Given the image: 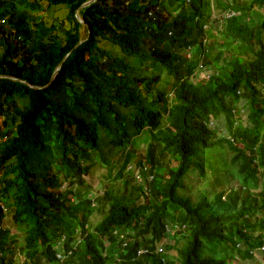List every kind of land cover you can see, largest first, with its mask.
I'll list each match as a JSON object with an SVG mask.
<instances>
[{"label": "trees", "instance_id": "1", "mask_svg": "<svg viewBox=\"0 0 264 264\" xmlns=\"http://www.w3.org/2000/svg\"><path fill=\"white\" fill-rule=\"evenodd\" d=\"M87 1L0 0V76L18 79L0 78V232L11 217L23 258L0 242V264H175L173 248L155 254L172 217L181 264L254 259L264 0H98L82 24ZM56 7L66 16L47 22ZM143 133L147 147L130 148ZM103 164L121 183L114 196L106 179L97 195L86 180ZM189 176L208 184L206 202L178 192Z\"/></svg>", "mask_w": 264, "mask_h": 264}, {"label": "rangeland", "instance_id": "2", "mask_svg": "<svg viewBox=\"0 0 264 264\" xmlns=\"http://www.w3.org/2000/svg\"><path fill=\"white\" fill-rule=\"evenodd\" d=\"M260 11L262 12V14H264V8L260 9ZM185 13L186 12H183V14H185ZM66 14H67L66 8L56 7V8H52V9L44 12L43 17L47 22L52 23L53 21H56L58 19H63L66 16ZM213 14H214L213 15L214 18H217V19L220 18L221 19L220 22L223 23L222 12L220 9L215 8V11L213 12ZM216 38L219 39V41H218L219 44H221L223 42V40L221 39V36H217ZM221 47L225 51L224 55L226 57H228L229 55H228L227 51H228V49H230L231 43L230 42H224V45ZM166 90H169L168 86L166 87ZM243 104H244L243 101L240 102V109H241L240 111L247 113L246 108L243 106ZM244 118H247V117H244ZM244 121H247V120H244ZM214 123H215V125L216 124L220 125V127H218V129H221L222 131L225 129V126H224L225 120L224 119H220L218 121H215ZM147 141H148V136L146 133H143L140 136L136 137V139H134L130 148H135V149H138L140 151L142 148L147 147V144H148ZM104 148H106V147H104ZM132 158H135V155H132ZM129 169L131 170L132 168L130 167ZM108 171H109V169L104 164L103 165H96L93 169L92 174H91V176H92L91 179L88 177L86 178V180L89 181L88 183H90V185L93 187L94 195H97L99 193H103V190H102V187L100 186V183L104 184V183H106V181H108V179H107ZM133 171H136V170L133 169ZM114 173H115V171H114ZM137 175H139V174L137 173ZM104 179H106V181H104ZM149 179H151V178H149ZM137 180H139V181H137L138 183L141 180V185L143 187L146 186L144 184V183H146V181H144V179L139 178ZM100 181H102V182H100ZM109 185L112 187L111 191H112L113 196L115 195V191L121 187L120 182H117V183L112 182L111 183V180L108 181V186ZM205 190L209 191L208 184L206 182H202L197 176H191V178H190V176L187 177L185 180V186L178 188V192L180 194L191 197V199L195 203L206 202V198H205L206 194L204 193ZM209 199H211V198L209 197ZM97 206L98 207L100 206L99 202H97ZM99 216H101L100 213H99ZM99 216H95L93 219H91L92 224H95L98 221V219L101 218ZM175 227H176V224H174V218L172 217L171 221H169V235L167 237L168 239L165 240V242L163 243V247L173 248L172 251H170V250L168 251V253H169L168 257H170V259H172V260H170V261H172V263L175 261V264H181L177 258V255H178L179 249L183 247V243H181L180 245L179 244L175 245V239H176L177 235L173 237V234H172L175 231ZM18 232H19L18 228L13 224L11 217L7 216L4 219V221L2 222V230L0 232V242H4V243L6 242L8 244L10 243V247H11V249L14 250V253H15V255H13V256L14 257L16 256V258H18V260H17L18 263H20V259L23 260L22 257H20V256L18 257L19 249H20V246L22 245V239L18 240V242L20 241L19 246L18 245L12 246V243H11V240L13 238H15L17 240ZM242 246L244 247L243 243H241L240 248H242ZM113 249H114V246H111L108 249L107 254L111 255L113 252L116 253V251H113ZM209 254L215 256V253L213 251L210 252L208 250V248L205 249V255H209ZM216 256H220V255L218 253H216ZM9 261L12 263V257L11 256H9L8 262ZM13 261H14V259H13ZM230 264H264V253H261L260 251H258V252H256L254 259H252V260L243 261V260H239V258H237V259L233 260Z\"/></svg>", "mask_w": 264, "mask_h": 264}, {"label": "clouds", "instance_id": "3", "mask_svg": "<svg viewBox=\"0 0 264 264\" xmlns=\"http://www.w3.org/2000/svg\"><path fill=\"white\" fill-rule=\"evenodd\" d=\"M242 109H243V108H242ZM241 113H242V111H241ZM242 114L244 115V112H243ZM233 122H234V125H237V124L239 123L237 116H234V117H233ZM234 127H236V126H234ZM150 178H151V177H150ZM140 179H141V178H140ZM140 182H141V180H140ZM177 229H178V226L175 227V231L172 233L173 235L175 234V232L177 231ZM167 235H169V228H168V233H167ZM125 239H126V237L123 235V236H121V238H120L119 240L122 241V240H125ZM126 245H127V243L124 242V246H126ZM239 247H241V244H240ZM262 247H263V246H262ZM262 247H260V248H258V249H256V250H253V251H252L253 255L255 256L256 252H258V251H260L261 253H264V251H261V250H260ZM156 248H157V249H162V252H158L157 249H156L155 254H166V251L164 250L163 245L157 246ZM145 253H147V250H146ZM58 255H59L58 258L61 259V260L63 261V260H64V255H63L62 253H59Z\"/></svg>", "mask_w": 264, "mask_h": 264}, {"label": "water", "instance_id": "4", "mask_svg": "<svg viewBox=\"0 0 264 264\" xmlns=\"http://www.w3.org/2000/svg\"><path fill=\"white\" fill-rule=\"evenodd\" d=\"M97 1H98V0H89V1L85 2V3L79 8V10H78L77 13H76V17H77V19H78L79 22H81L82 24L85 23V22L83 21V19L81 18L80 14H79V11L82 10V9H84V8H87V7L91 6L92 4H94V3L97 2ZM67 57H68V55L64 58V61L67 59ZM61 66H62V65H60V66L56 69V71H55V73H54V75H53V77H52V80H54V79L56 78V76L58 75L59 70L61 69ZM0 78H9V79L18 80V79H16V78L11 77V76H0ZM33 88L39 89L40 87L33 86Z\"/></svg>", "mask_w": 264, "mask_h": 264}, {"label": "built area", "instance_id": "5", "mask_svg": "<svg viewBox=\"0 0 264 264\" xmlns=\"http://www.w3.org/2000/svg\"><path fill=\"white\" fill-rule=\"evenodd\" d=\"M261 251H264V247H262L261 249H260ZM157 251L158 252H162V249H157ZM144 252H146V251H144ZM142 252H140V254H141Z\"/></svg>", "mask_w": 264, "mask_h": 264}]
</instances>
